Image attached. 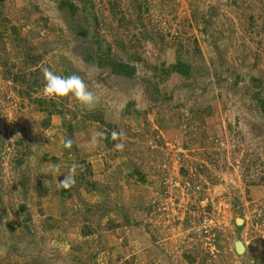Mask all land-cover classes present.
<instances>
[{
	"label": "rangeland",
	"instance_id": "374dc122",
	"mask_svg": "<svg viewBox=\"0 0 264 264\" xmlns=\"http://www.w3.org/2000/svg\"><path fill=\"white\" fill-rule=\"evenodd\" d=\"M261 102L264 0H0V264H264Z\"/></svg>",
	"mask_w": 264,
	"mask_h": 264
},
{
	"label": "clouds",
	"instance_id": "9594fccd",
	"mask_svg": "<svg viewBox=\"0 0 264 264\" xmlns=\"http://www.w3.org/2000/svg\"><path fill=\"white\" fill-rule=\"evenodd\" d=\"M43 78L45 85L43 92L49 98H67L72 97L85 108L91 110L99 103V97L91 90L84 82L83 78L77 74H71L68 76H62L56 74L49 68L43 69ZM103 132H97L93 138L92 145H96L95 137H103ZM112 138L119 139L120 134L117 132L112 133ZM66 148H71L72 141L67 140L64 145ZM115 149L118 151H123L124 144H115ZM79 167L77 164H73L70 169V174L65 176L61 186L64 188H70L72 184L75 183V171ZM56 172H59V168H56Z\"/></svg>",
	"mask_w": 264,
	"mask_h": 264
},
{
	"label": "trees",
	"instance_id": "16d2710c",
	"mask_svg": "<svg viewBox=\"0 0 264 264\" xmlns=\"http://www.w3.org/2000/svg\"><path fill=\"white\" fill-rule=\"evenodd\" d=\"M105 53L99 54L97 57L96 65L100 68H108L110 73L115 76L125 77L129 78L133 76L136 73V62H140L141 58L136 57L134 62L133 61H123L116 57H113V55H110L111 53ZM161 68H159V72L161 75H163L165 78L168 76H171L172 74H178L180 76L188 77L190 75L191 67L188 65L184 60L180 58L179 55H177L175 58H173V62L168 63L163 62L161 65ZM159 66L154 67L153 71L154 74H156V71ZM260 111L263 114L264 117V103H260ZM23 208V207H21Z\"/></svg>",
	"mask_w": 264,
	"mask_h": 264
},
{
	"label": "water",
	"instance_id": "95a60500",
	"mask_svg": "<svg viewBox=\"0 0 264 264\" xmlns=\"http://www.w3.org/2000/svg\"><path fill=\"white\" fill-rule=\"evenodd\" d=\"M240 223H242V219H236V224L239 225ZM235 248H236V252H237L238 254L243 253L244 250H245L243 244H242L241 242H239V241H237V242L235 243Z\"/></svg>",
	"mask_w": 264,
	"mask_h": 264
},
{
	"label": "built area",
	"instance_id": "2783aa9c",
	"mask_svg": "<svg viewBox=\"0 0 264 264\" xmlns=\"http://www.w3.org/2000/svg\"><path fill=\"white\" fill-rule=\"evenodd\" d=\"M211 222H212L211 220H207V219L203 220L202 227H203L205 232H207L208 227H209L208 229H210Z\"/></svg>",
	"mask_w": 264,
	"mask_h": 264
}]
</instances>
